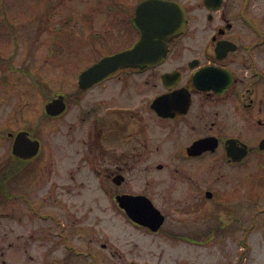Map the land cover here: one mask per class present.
Wrapping results in <instances>:
<instances>
[{"label": "flooded vegetation", "instance_id": "obj_1", "mask_svg": "<svg viewBox=\"0 0 264 264\" xmlns=\"http://www.w3.org/2000/svg\"><path fill=\"white\" fill-rule=\"evenodd\" d=\"M24 8L0 0V54L36 33L57 77L28 72L39 114L0 131V264H264V0Z\"/></svg>", "mask_w": 264, "mask_h": 264}, {"label": "rangeland", "instance_id": "obj_2", "mask_svg": "<svg viewBox=\"0 0 264 264\" xmlns=\"http://www.w3.org/2000/svg\"><path fill=\"white\" fill-rule=\"evenodd\" d=\"M25 1L26 0H17L18 12H25ZM18 24L23 26L24 22H18ZM53 28L54 24L50 25V29ZM19 29L24 31V27ZM35 34L33 33L30 37H24L22 34L23 37L19 38L22 40L21 46L15 53L11 66L8 60L10 54L8 49L4 51V54L2 52L0 54V131L5 129L11 117L17 116L16 114H18V117L23 116L19 118V120H23V122L25 118L32 119L33 116L39 114L40 106L38 102H34L36 105L34 107L30 105V101H34V95L37 93H33L32 88L27 84L30 81V73L47 79H49V77H57V72H54L52 63H49L52 62V59L48 64L46 63L49 58L46 52V46L43 44L46 38L35 37ZM49 70H52L53 73L51 74ZM8 143L9 140L3 139L2 134H0V158L6 155L5 151H7ZM86 189L87 188H81V190L84 191L82 200L84 199L85 192L86 194L88 192ZM95 189L98 190V188ZM100 202L104 204L107 200L96 198V212L105 210V205L102 207ZM112 205L114 206L113 203ZM98 216L100 215L97 214L96 217ZM262 246L264 248V242L258 244L257 249L259 252L264 253Z\"/></svg>", "mask_w": 264, "mask_h": 264}, {"label": "water", "instance_id": "obj_3", "mask_svg": "<svg viewBox=\"0 0 264 264\" xmlns=\"http://www.w3.org/2000/svg\"><path fill=\"white\" fill-rule=\"evenodd\" d=\"M136 49L137 48H135L132 51L126 52V53H120V54H116V55L111 56V57L104 58L98 64L89 68L88 70L84 71L81 74L82 84L85 85L87 82L89 83L90 81H93V80L95 81L99 78H102V77L108 75L110 72H112V70L116 66H120V65L126 64V63H136V62L142 61L139 59L140 53H137ZM161 56L162 55H160L158 58H161ZM57 103H58V101L54 100L53 102H51L47 105V109L50 113H57L58 112ZM20 135H19V137H20ZM17 144H18V146L22 145L20 142H18ZM137 199L138 198L127 199V202L125 204H127V206L131 209L132 205L138 203ZM148 205L151 207V203ZM130 214L134 217V219L141 221V217L139 216V214H137V213H130Z\"/></svg>", "mask_w": 264, "mask_h": 264}]
</instances>
